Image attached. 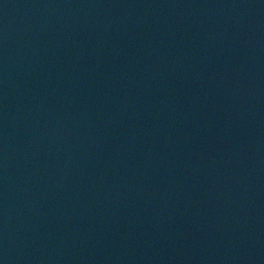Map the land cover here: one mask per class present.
I'll list each match as a JSON object with an SVG mask.
<instances>
[{"label":"water","instance_id":"water-1","mask_svg":"<svg viewBox=\"0 0 264 264\" xmlns=\"http://www.w3.org/2000/svg\"><path fill=\"white\" fill-rule=\"evenodd\" d=\"M0 264H264V0H0Z\"/></svg>","mask_w":264,"mask_h":264}]
</instances>
